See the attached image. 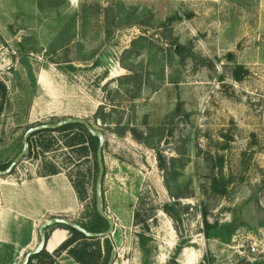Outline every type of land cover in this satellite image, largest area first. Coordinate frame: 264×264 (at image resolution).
<instances>
[{
	"label": "rangeland",
	"instance_id": "1",
	"mask_svg": "<svg viewBox=\"0 0 264 264\" xmlns=\"http://www.w3.org/2000/svg\"><path fill=\"white\" fill-rule=\"evenodd\" d=\"M0 81V163L37 125L82 118L105 137L115 229L90 262L264 264V0H0ZM51 137L10 178L56 168L80 179L84 221L94 157ZM204 211L217 223L208 238ZM58 248L51 264H74Z\"/></svg>",
	"mask_w": 264,
	"mask_h": 264
},
{
	"label": "crops",
	"instance_id": "2",
	"mask_svg": "<svg viewBox=\"0 0 264 264\" xmlns=\"http://www.w3.org/2000/svg\"><path fill=\"white\" fill-rule=\"evenodd\" d=\"M12 176L0 179V264H19L34 250L39 243V229L46 221L63 218L81 223L75 218L80 216L81 203L65 173L43 175L35 170L26 179L10 178ZM45 232L49 236L47 252L70 237L67 230L57 225Z\"/></svg>",
	"mask_w": 264,
	"mask_h": 264
},
{
	"label": "trees",
	"instance_id": "3",
	"mask_svg": "<svg viewBox=\"0 0 264 264\" xmlns=\"http://www.w3.org/2000/svg\"><path fill=\"white\" fill-rule=\"evenodd\" d=\"M181 48L177 51L178 53H181ZM242 70V67H238V70L236 71V78L239 79V74ZM8 102V89L4 83L0 81V121L1 117L3 115V112L7 106ZM101 108H99L98 112L96 113V117L100 120L103 121L99 117ZM104 122V121H103ZM134 134H137L135 130H133ZM65 134L67 138H69L68 141H66L65 146L72 150V152L76 156H88V154H91L94 157V173L98 175V165H97V148L99 146V140L98 138L92 136L87 129L80 124H71V125H66L63 126L59 129L56 130H44L37 132L33 134L30 138V154L29 158L33 156L35 152L39 154L38 149H41V152L48 153L52 150L54 145L57 144V139H54V137H51L50 139H43L42 137L45 134ZM51 136V135H50ZM142 138V137H140ZM35 156H38L35 154ZM12 161H7V162H2L0 163V170H5L9 164ZM158 165L161 170H166L167 165H166V160L162 157V155L158 154ZM16 170L12 173L14 175ZM61 173L58 171L56 168H52L51 171H48V175H56ZM43 175H46L45 173H42ZM79 200L83 199V196L85 194V191H83L84 183L80 179H70ZM211 188L215 192H222L225 193V189H221V186L218 184V181L216 178L213 179L211 183ZM94 199H95V206L93 207V210L91 213H89L86 217H84V221H81L79 224L82 226L84 229H86L88 232L92 233H101L109 228V223L107 220L102 218L96 211V179L94 183ZM105 199V195H104ZM105 203V201H104ZM106 208V207H105ZM169 206L165 207V210L168 212ZM203 215V224L205 229L203 230L204 235L206 238L209 236V232L217 227V223L214 225H210V223L207 221V212L204 211L202 213ZM139 215L135 216V222L136 224H144L146 229L148 230V226L145 224L144 221L139 219ZM58 227L67 230L70 234V237L65 240L59 248L56 250V253L60 254L62 252H67L74 260L75 262L79 264H96V262H90L88 259H91L93 256V253L89 250L90 246L96 245L98 247V258L101 257V249H100V243L99 241L101 239L98 238H88L76 229L72 227H68L62 224L57 225ZM47 235V240H48V234ZM141 242H145V237L143 235L140 236ZM97 242V243H96ZM51 257L52 255L45 250H43L40 254H37L33 257L30 258V261L28 264H51Z\"/></svg>",
	"mask_w": 264,
	"mask_h": 264
},
{
	"label": "water",
	"instance_id": "4",
	"mask_svg": "<svg viewBox=\"0 0 264 264\" xmlns=\"http://www.w3.org/2000/svg\"><path fill=\"white\" fill-rule=\"evenodd\" d=\"M71 124H80L83 125L87 131L94 137L98 138L99 146L97 148V165H98V176L96 180V211L97 213L108 221L109 228L108 230L101 232V233H92L88 232L79 224L63 219V218H52L45 223H43L39 229V243L34 250L29 251L23 258L21 264H28L30 258L40 254L43 250H45L46 243H47V235L45 230L54 225H65L68 227H72L85 235L88 238H98L103 239L107 236L113 234L115 229V222L112 217L107 213L105 208V199H104V179L106 175V168H105V160H104V145H105V137L103 134L97 132L91 123L86 119L82 118H70L58 123H49V124H42L33 126L24 134L23 136V148L21 152L13 159V161L9 164V166L5 170H0V178H6L12 175V173L18 168V166L29 156L30 154V138L33 134L44 131V130H56L66 125Z\"/></svg>",
	"mask_w": 264,
	"mask_h": 264
},
{
	"label": "built area",
	"instance_id": "5",
	"mask_svg": "<svg viewBox=\"0 0 264 264\" xmlns=\"http://www.w3.org/2000/svg\"><path fill=\"white\" fill-rule=\"evenodd\" d=\"M250 250H251V253H256V252H258V247H257V245H251Z\"/></svg>",
	"mask_w": 264,
	"mask_h": 264
}]
</instances>
